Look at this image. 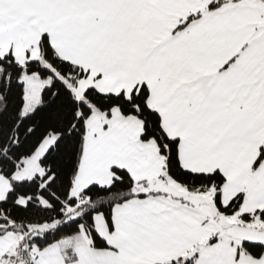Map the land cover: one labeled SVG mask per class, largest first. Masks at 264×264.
I'll use <instances>...</instances> for the list:
<instances>
[{
    "label": "snow or ice",
    "instance_id": "6c2138e0",
    "mask_svg": "<svg viewBox=\"0 0 264 264\" xmlns=\"http://www.w3.org/2000/svg\"><path fill=\"white\" fill-rule=\"evenodd\" d=\"M0 264H264V0H0Z\"/></svg>",
    "mask_w": 264,
    "mask_h": 264
}]
</instances>
